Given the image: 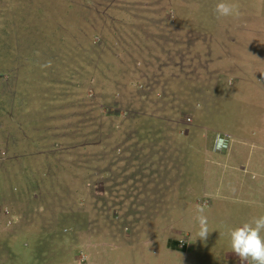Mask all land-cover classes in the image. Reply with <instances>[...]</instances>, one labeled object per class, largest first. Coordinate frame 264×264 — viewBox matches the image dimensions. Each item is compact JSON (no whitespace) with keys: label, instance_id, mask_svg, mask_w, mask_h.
<instances>
[{"label":"rangeland","instance_id":"1","mask_svg":"<svg viewBox=\"0 0 264 264\" xmlns=\"http://www.w3.org/2000/svg\"><path fill=\"white\" fill-rule=\"evenodd\" d=\"M217 2L0 0V264H248L229 232L264 215L255 187L204 177L209 60L264 27V0L220 18Z\"/></svg>","mask_w":264,"mask_h":264},{"label":"crops","instance_id":"2","mask_svg":"<svg viewBox=\"0 0 264 264\" xmlns=\"http://www.w3.org/2000/svg\"><path fill=\"white\" fill-rule=\"evenodd\" d=\"M262 28L264 27L254 28L250 23L243 24L240 30L243 35L234 36L237 44L228 43L229 47L234 48L233 56L226 60H219L220 57L215 58L218 60H209V66L218 82L217 95L223 98L220 112L213 115H216L213 127L214 131H217L215 135L221 136L219 138L223 140L224 146L216 149L214 145L215 149L211 152V166L203 171L205 170L204 177L207 180L209 175H218L220 170L230 168L236 179L231 185L226 183L227 186L232 187L237 193L255 187L252 189L254 195H251L254 197L247 201L254 202L255 206L259 205L264 210V194H262L264 191V30H261ZM240 38H245L247 43L251 42L250 40L255 42L258 46L257 50L245 52L246 42ZM243 91L247 92V99H244ZM232 100L240 104L245 101L248 105H231ZM219 185H225L223 179L219 180ZM205 196H208L207 192ZM219 198H222L220 192L214 195L215 200Z\"/></svg>","mask_w":264,"mask_h":264},{"label":"clouds","instance_id":"3","mask_svg":"<svg viewBox=\"0 0 264 264\" xmlns=\"http://www.w3.org/2000/svg\"><path fill=\"white\" fill-rule=\"evenodd\" d=\"M215 14L218 18L238 16L239 9L227 0H218ZM223 146V140L218 137L215 148L220 149ZM198 212L200 213L197 217L199 229L196 236L203 241L206 240L210 229L203 209H198ZM229 237L232 252L248 261V264H264V215L253 217L241 226L231 229Z\"/></svg>","mask_w":264,"mask_h":264}]
</instances>
